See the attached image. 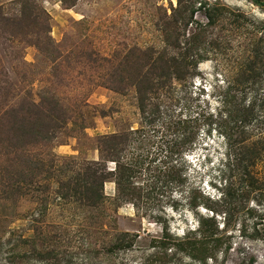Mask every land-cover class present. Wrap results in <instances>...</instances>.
<instances>
[{
  "label": "rangeland",
  "instance_id": "374dc122",
  "mask_svg": "<svg viewBox=\"0 0 264 264\" xmlns=\"http://www.w3.org/2000/svg\"><path fill=\"white\" fill-rule=\"evenodd\" d=\"M21 1L0 0V113L17 108L22 98L40 103L42 95H56L66 125L45 141L5 113L0 152L8 139L28 153L55 155L76 172L102 160L101 137L121 135L128 142L118 156L145 159L136 181L156 185V193L152 213H138L126 195L118 196L114 178L105 183L107 199L97 209L61 199L56 178L46 180L43 191L25 184L6 198L1 165L9 161L0 153V264H142L164 223L181 237L201 215H212L208 207L229 216L226 204H217L226 181L241 197L230 210L229 241L216 254L217 264H264V0H184L196 6L195 20L204 25L200 4L225 8L205 34L218 48L202 49L204 59L193 72L175 70L173 80L149 93L145 112L133 82L156 72L161 56L172 59L165 22L178 0H76L70 8L62 0H29L39 13L37 31L34 25L4 31L2 18L18 17ZM179 121H187L182 131ZM178 132L191 133L196 145L185 154L184 184L167 187L168 157L180 160L170 151ZM115 166L108 163L110 170ZM194 189L197 201L188 207ZM244 226L247 236L240 232ZM117 232L138 234L135 246L109 252Z\"/></svg>",
  "mask_w": 264,
  "mask_h": 264
},
{
  "label": "trees",
  "instance_id": "16d2710c",
  "mask_svg": "<svg viewBox=\"0 0 264 264\" xmlns=\"http://www.w3.org/2000/svg\"><path fill=\"white\" fill-rule=\"evenodd\" d=\"M62 1L69 8L76 3V0ZM256 1L259 2L260 0ZM187 2L178 0L177 6L173 8L172 15L165 22L166 41L175 51L171 57L172 59L167 55L161 56L160 58L162 59L157 61L154 66L156 72L151 73V76L140 75V78H135L133 82L138 89L140 110L142 112H145V100L148 99L149 93L158 87H164L167 82L173 80L172 75L175 70L178 71V75L179 73L189 74L193 72L192 69H196L201 60L204 59L203 54L200 53L202 49L207 50L209 53L216 52L218 48L213 36L208 41L205 34L207 30L216 26L219 17L224 14L225 8L222 6L220 8L217 4L213 6L200 4V8L205 10L208 18V24L204 25L195 20L196 6L192 4L189 7ZM20 7L19 18H2L5 23L3 30L9 33H18L19 29L27 28L28 30L34 25L37 31L39 13L36 9H33L34 4L29 0H22ZM262 26L264 27V22ZM187 30L189 31L188 38H186ZM123 79L121 78V81ZM129 82L132 83L131 81ZM234 86H230L231 91L228 92V95H231ZM118 89L121 90V88ZM60 104L61 101L56 98V95L50 94L42 95L40 103H36L30 98H22L17 108L13 107L3 111L4 113L1 112L0 118L4 120L5 113L13 114L23 123L22 127L26 132L39 135L41 139L48 141L49 139H54L57 133L66 125L65 117L60 114L63 113ZM186 123L187 121H179L178 131H182L180 126L186 125ZM0 125L2 127V122H0ZM2 131L3 128L0 129V134ZM125 138L121 137V135L101 137L99 147L103 154L101 155L102 160L88 161L76 172L72 169L74 166H68L67 162L60 161L55 155L42 157L34 153H28L20 148L19 144L11 143L6 139L5 142H2L5 145L3 148L5 150L0 152L9 161V165L7 163L1 165V168H4L2 171L8 176L4 178L6 181L4 183V187H6L4 190L5 197H14L20 194L25 190V184L36 185L38 190L42 189L43 191L44 182L56 178L61 199L65 201L75 199V201L83 202L86 207L97 209L107 199L104 189L105 183L108 179L114 178L118 188V196L121 194L126 195V200L133 204L138 213H142L144 209V211L147 210L152 213L151 206H153L155 201L153 195L156 193V185L143 182L142 178L136 181L142 175L144 168H146L145 159L125 160L123 157L120 158L118 156L123 148L125 150L128 142ZM191 138V133L185 135L178 132L177 140L170 147L172 154L179 155L180 160H175L173 156L168 157L170 160L164 166L167 187L172 183L177 184L176 186L178 187L184 184L185 175L182 177V173L186 167L185 154L191 152L196 145L195 140L192 141ZM109 162L116 164L113 170L108 168ZM71 164L78 165L75 161H71ZM69 172L74 174L69 175ZM49 174L50 178L47 177L45 179L44 176H49ZM155 180L159 182V179ZM124 181L126 182L124 183ZM226 182L223 193L219 198L220 202H217V204L221 203V206L225 209L224 205L226 204L229 216L223 211L219 212L221 210L218 211L216 207H208L211 209L212 215H201L197 221V226L183 231V236L181 237L176 236L167 223H164L165 226L162 225V222V236L152 240L151 248L154 252L147 254L142 264H217L216 254L221 252V249L229 241L228 227H230V217H232L230 210L237 209L236 202L241 197L236 191L228 187ZM195 192L196 190L194 189L189 193L188 207H193L196 204L197 199L193 195ZM172 193L168 199L173 198ZM173 207L177 208V203L174 202ZM220 213H225L223 224L219 223L218 220L222 216ZM154 219L160 220V215L154 216ZM240 232L242 236L248 235L245 226ZM259 234L255 226L252 236L257 237ZM260 236L264 240L263 234ZM138 237L139 235L136 233L117 232L113 235L109 246H107L108 251L118 252L131 249L135 246ZM229 247L226 246L227 250ZM184 256L189 258V262L185 261ZM50 257V252H47L46 258ZM14 262L17 263L16 261Z\"/></svg>",
  "mask_w": 264,
  "mask_h": 264
}]
</instances>
